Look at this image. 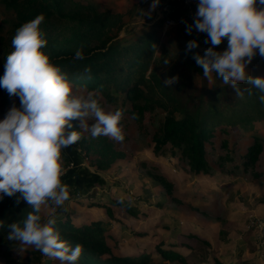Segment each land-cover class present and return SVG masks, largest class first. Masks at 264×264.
<instances>
[{
    "label": "rangeland",
    "instance_id": "obj_1",
    "mask_svg": "<svg viewBox=\"0 0 264 264\" xmlns=\"http://www.w3.org/2000/svg\"><path fill=\"white\" fill-rule=\"evenodd\" d=\"M74 1L91 6L94 13L83 24L59 23L49 35L44 34L48 43L42 51L50 59L75 54L77 49L92 50L107 39L122 44L123 49L140 35L146 38L150 31V36L157 37L154 55L160 52L159 43L172 52L190 40L197 41L200 51L211 47L210 42L205 43L206 33L198 35L194 29L190 35L186 33V26L194 22L198 2L184 10L177 0H160L149 17L140 10L148 13L152 0ZM165 4L169 9L162 10ZM175 7L180 8L172 18L175 26L164 27L165 14L173 13ZM16 22L15 12L0 3V77L7 56L14 51L11 42ZM226 48L225 39L215 50L222 52ZM246 70L254 77H264V57L258 51ZM161 71L157 73L162 83L166 78L178 76L177 69ZM148 73L149 70L145 75ZM214 77L215 73L212 79L194 78L186 92L204 84L210 87ZM134 83L131 81L127 87L132 88ZM140 86L143 90L144 86L149 87L148 83ZM90 92L99 97L106 112L124 110L121 125L125 139L121 143L106 136L93 138L90 130L79 128L76 121L81 139L62 149L66 172L61 180L68 187L70 199L65 202L66 211L58 210L56 219L68 214L78 226L98 223L104 242L116 256L149 254L154 264H160L158 246L187 255V260L194 263L203 258V264H264V121L253 123L250 128L238 124L223 131L214 129L204 139L207 171L194 173L186 155L169 143H156L162 133L161 123L170 114L167 107L145 111L138 121L131 118V104L124 93L110 90L116 97L107 101L101 91L73 87V94L78 97H86ZM17 101L19 98L15 96L0 100V120ZM174 116L179 118L180 113ZM94 122L87 121L89 129ZM254 144H257L255 160L250 161L248 151ZM156 176L174 184L176 201L170 199ZM85 183L93 186L85 189ZM30 211L31 207L25 204L0 220L5 225L0 228V264H44L47 259L34 247L7 239L10 232L7 226L11 223L22 226ZM49 211L48 206H42V222ZM61 239L65 241L62 234ZM67 243L75 248L73 242ZM189 247L193 248L192 253ZM109 258V254L81 253L76 264H110ZM50 264L60 262L54 260Z\"/></svg>",
    "mask_w": 264,
    "mask_h": 264
},
{
    "label": "clouds",
    "instance_id": "obj_2",
    "mask_svg": "<svg viewBox=\"0 0 264 264\" xmlns=\"http://www.w3.org/2000/svg\"><path fill=\"white\" fill-rule=\"evenodd\" d=\"M158 5L159 0H152L149 12H140L150 17ZM258 5L264 6V0H198L194 22L186 26L189 35L193 28L206 33L205 43L211 44L203 56L193 54L204 77L212 79L215 73L241 98L243 91L239 84H250L264 93V77H254L246 70L257 51L264 57V7ZM44 21L45 16L39 14L16 30L11 42L14 51L7 56L0 77V88L20 101L19 108L11 107L0 120V199L19 193L17 204L23 199L32 209L22 226L21 223L7 226L9 241L34 247L47 258L45 261L76 264L82 247L72 248L53 227L58 210L66 211L64 205L70 199L68 187L61 180L66 172L62 149L81 139L77 130L69 131L73 128L72 121H78L79 128L90 130L93 138L106 136L122 143L124 110L106 112L94 93L86 97L73 94L67 73L42 51L48 43L39 27ZM225 39L226 50L216 51ZM197 47V41L190 40L186 52ZM74 59H84L82 50L77 49ZM168 62L164 60L165 64ZM178 79V76L166 78L163 84L171 87ZM258 99L264 104V94ZM131 118L138 116L133 113ZM88 120L95 121L90 129ZM42 206L50 208L43 222ZM2 227L5 225L0 221Z\"/></svg>",
    "mask_w": 264,
    "mask_h": 264
},
{
    "label": "trees",
    "instance_id": "obj_3",
    "mask_svg": "<svg viewBox=\"0 0 264 264\" xmlns=\"http://www.w3.org/2000/svg\"><path fill=\"white\" fill-rule=\"evenodd\" d=\"M0 3L15 12L17 22L13 27V35L21 25L39 14L45 16V21L39 27L44 34L49 35L53 27L59 23L83 24L87 20L86 17L94 13L91 6L74 0H0ZM179 11L180 8L175 7L173 13L165 14V18L172 19ZM160 23L161 21L158 25ZM151 34V31L148 32L146 38L138 36L123 49L122 44L107 42L109 40L107 39L94 49L83 51L82 60L74 59L75 54H72L54 57L51 61L62 72L67 73L73 87L101 91L107 101H113L116 97L110 94V90L124 93L125 100L130 101L131 112L137 114L138 121L142 119L145 111H152L156 106L167 107L170 114L161 123L162 133L156 143L162 145L169 143L171 148L186 155L194 173L206 172L204 139L211 135L214 129L223 131L226 127L238 124L250 128L253 123L264 121V104L258 99L264 93L250 84H239L238 87L243 91L241 98L236 95L231 85L223 84L222 78L216 75L210 87L204 84L193 92H186L193 85L194 78L204 77L202 68L193 59V54L203 56L208 46L201 51L195 48L186 52V44L178 46V49L172 52L159 43L157 46L160 52L154 55L152 49L157 43V37L150 36ZM165 59L169 60L167 64L164 63ZM86 68L90 71L86 72ZM175 69L178 70V82L171 87L164 86L157 71L167 73ZM251 75L255 76L253 73ZM131 81L135 82L134 86L128 88ZM144 83H148L149 87L144 86L146 89L143 90L140 85ZM152 84L154 87L150 88ZM122 87L126 89L122 90ZM8 97L7 91L0 88V100L4 101ZM14 106L19 108L20 101L15 102ZM174 113H180V117L176 118ZM72 124V130H76V121H72ZM256 146L257 144H254L249 147L250 161L255 160ZM155 179L170 199L176 201L172 192L174 184L162 176H156ZM91 186L92 183L83 184L85 189ZM17 196L19 193L13 197L4 196L0 199V220L12 211L18 210V207L27 204L23 199L17 204ZM53 227L65 237L66 242H73L74 246L80 245L82 253L91 256L109 254L110 264H154L149 254H138L137 257L112 255L99 231L101 229L98 223L78 226L68 214H63L56 219ZM156 249L161 259L160 264L167 261L177 264H203L205 260L200 258L194 263V260H187V255L162 250L158 246ZM189 251L192 253L193 248L189 247Z\"/></svg>",
    "mask_w": 264,
    "mask_h": 264
},
{
    "label": "built area",
    "instance_id": "obj_4",
    "mask_svg": "<svg viewBox=\"0 0 264 264\" xmlns=\"http://www.w3.org/2000/svg\"><path fill=\"white\" fill-rule=\"evenodd\" d=\"M169 1V0H167ZM179 5L184 9V10H187V9H190L192 6H194L196 4V2H198V0H177ZM162 10H166V9H169L168 6H166V4L161 8ZM164 23V27H167V26H170V27H174L175 26V20L174 19H171V18H167ZM195 31H197L195 28H193ZM198 35H203L205 33H201V32H198ZM197 35V36H198Z\"/></svg>",
    "mask_w": 264,
    "mask_h": 264
},
{
    "label": "water",
    "instance_id": "obj_5",
    "mask_svg": "<svg viewBox=\"0 0 264 264\" xmlns=\"http://www.w3.org/2000/svg\"><path fill=\"white\" fill-rule=\"evenodd\" d=\"M44 264H50V261H45Z\"/></svg>",
    "mask_w": 264,
    "mask_h": 264
}]
</instances>
